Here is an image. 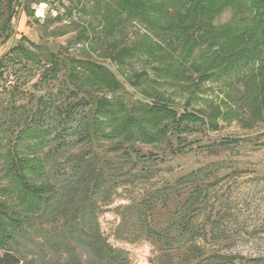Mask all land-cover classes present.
I'll use <instances>...</instances> for the list:
<instances>
[{
  "label": "rangeland",
  "instance_id": "rangeland-1",
  "mask_svg": "<svg viewBox=\"0 0 264 264\" xmlns=\"http://www.w3.org/2000/svg\"><path fill=\"white\" fill-rule=\"evenodd\" d=\"M35 1L31 3L35 17L18 5L11 27L4 29L6 0H0V186L7 180L5 156L17 150L22 156L45 162L44 172L33 179L63 180L60 197L66 196L59 209L45 215V219L56 221L57 229L40 234V241L20 237L19 250L27 257L23 264H75L77 260L97 264L88 241L97 230L107 243L123 250L116 256L117 264H187V254H197L203 264L212 259L264 264V104L248 89L249 77L259 71V62L219 70L216 78L199 85H190L197 82L192 74L186 79L160 80L156 91L151 89L157 98L149 97L148 101L159 100L160 95L180 111L189 107L205 111V117L218 115V128L188 123L180 142L173 128L168 137L155 143L101 135L91 147L80 139L87 109L65 111L74 100L65 85V70L57 76L47 74L48 58L33 44H48L66 56L105 63L122 82L121 89L112 93L93 85L84 88L93 96L118 99L125 109L132 110L147 96L127 77H136L134 74L143 68L152 74V69L139 57L119 62L108 54L133 44L144 33V25L135 21L125 33H110L108 37L98 18L80 11L77 0ZM83 5L91 10L93 0H85ZM231 16L232 10L226 9L215 24L224 25ZM90 22L97 31L90 29L86 34L91 39L79 40V31ZM6 34L9 39L3 41ZM17 46L28 49L30 56L14 51ZM130 148L145 155L146 160L139 164L146 166L145 173L116 161V167L106 168L108 178L100 189L87 191V196L86 185L73 182L71 167L79 155L97 149L105 159L115 161L116 154ZM190 172L194 175L180 193L192 194L198 185L207 189L206 197L192 211L196 217L191 233L163 243L147 238L138 223L137 208L131 205L151 188L173 184ZM215 176L219 181L210 185ZM179 191L169 189L147 197L152 204H167L173 210ZM76 211L79 220L73 224Z\"/></svg>",
  "mask_w": 264,
  "mask_h": 264
},
{
  "label": "trees",
  "instance_id": "trees-1",
  "mask_svg": "<svg viewBox=\"0 0 264 264\" xmlns=\"http://www.w3.org/2000/svg\"><path fill=\"white\" fill-rule=\"evenodd\" d=\"M84 1L77 0L78 8L98 18L108 37L110 33L123 34L133 22H141L144 33L133 44L110 50L108 57L119 62L126 57H139L152 69V74L143 68L140 73L134 74L136 77H127L131 85L147 96L139 106L127 110L122 102H117L118 99L93 96L84 88L93 85L112 93L121 89L122 82L108 65L93 58L66 56L60 49L55 50L48 44H33L48 58L47 74L57 76L62 69L65 70V85L74 96L65 111L78 107L87 109L80 139L91 147L97 144L101 135L155 143L168 137L173 128L180 142L188 123L218 128V115L205 117V111L190 110L189 107L180 111L165 96L159 95V100L148 101L149 97L157 98L151 89L156 91L155 85L160 80L168 82L196 74L197 82H190V85H199L202 81L216 78L219 70L229 71L259 62V71L249 77L248 89L255 100L264 104V0H93L91 10L83 5ZM32 2L36 1L6 0L4 29L11 27L19 11L18 5L23 6L30 17H35ZM229 8L232 10L230 20L224 25L215 24L217 17ZM90 29L97 31L98 27L88 23L79 31L77 38L91 39L86 34ZM7 39L9 34L3 37V41ZM13 50L27 56L31 54L23 46ZM96 150L79 155L71 167L73 182L86 185V196L87 191L100 189L108 178L106 168L109 165L116 167V161L128 163L143 173L147 171L146 166H139L142 159L146 160L145 155L137 153L134 148L116 154L115 161L105 159ZM4 162L7 180L0 186V248L3 250L0 264H23L27 257L19 250L20 237H26L31 242L40 241V234L57 229L56 221L45 219V215L51 216L59 209L66 195L60 197L62 187L59 188V185L63 184V180L43 182L33 179L34 175L40 176L44 172L45 162L42 160L27 158L14 150L6 154ZM193 175L194 172L186 173L173 184L151 188L139 202L131 205L137 208L138 223L147 238L163 243L191 233L196 217L192 211L207 195L203 185H198L192 194L180 193V189L187 188ZM218 181L215 176L210 185ZM169 189L179 191L173 210L167 204L158 207L147 197L153 192L165 193ZM78 218L76 211L73 224ZM203 236L207 237V234L204 232ZM88 241L98 259L97 264L103 260L105 264H117L116 256L123 250L107 243L99 230ZM199 258L197 254H187L185 261L187 264H203ZM75 264L81 262L77 260ZM209 264L236 263L231 259L226 262L212 259Z\"/></svg>",
  "mask_w": 264,
  "mask_h": 264
}]
</instances>
